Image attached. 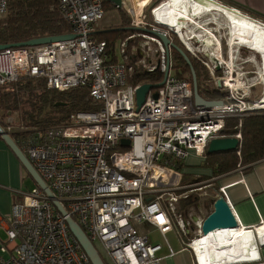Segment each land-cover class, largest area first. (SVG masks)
<instances>
[{
	"label": "built area",
	"instance_id": "2783aa9c",
	"mask_svg": "<svg viewBox=\"0 0 264 264\" xmlns=\"http://www.w3.org/2000/svg\"><path fill=\"white\" fill-rule=\"evenodd\" d=\"M9 1L0 0V16L6 13ZM168 1L151 9L153 21L144 10H129L130 25L140 32L121 42L123 59L116 62H110L106 41L92 34L104 17L102 0H58L70 26L67 34L75 35L72 39L0 51V87L31 77L44 79L53 90H89L96 109L76 111L68 122L30 128L14 119L15 112L8 111L4 121L9 126L4 128L12 135V126H17L19 133L12 135L15 142L111 264H162L164 247L170 256L175 255L168 233L174 231L181 238L186 233L182 203L190 197L181 163L190 151L202 156L213 137L225 136L220 134L226 118L264 110V93L251 99L255 82L249 81L238 57L231 53L224 57L222 43L220 51L212 45L214 51L208 53L216 63L205 65L215 87L224 94L213 100L223 103L210 107L194 104L192 81L171 71L172 46L167 48L147 31L166 33L173 42L177 37L191 55L199 57L194 38L187 40L176 26L158 18L157 11ZM130 40L135 41L131 51L137 67L159 70L165 80L161 87L150 90L141 107L136 90L143 83L127 81L132 71L125 57ZM197 41L199 47L204 43L203 39ZM233 136L241 140L240 130ZM125 140L129 144H123ZM220 191L227 198L226 186ZM194 224L189 246L198 264L236 262L218 263L202 255L196 246L206 237L203 218ZM144 226L158 231L161 242L152 240ZM0 229L6 234L1 239V251L6 255L0 257V264H92L66 217L37 184L12 204L8 214L0 215Z\"/></svg>",
	"mask_w": 264,
	"mask_h": 264
},
{
	"label": "trees",
	"instance_id": "16d2710c",
	"mask_svg": "<svg viewBox=\"0 0 264 264\" xmlns=\"http://www.w3.org/2000/svg\"><path fill=\"white\" fill-rule=\"evenodd\" d=\"M102 1L104 9H106L109 6L107 0ZM150 1L152 2L146 11L151 5L154 8L165 0ZM124 13L125 17L119 24L104 29L98 27L92 32L97 40L106 41L107 52L111 57L110 62L118 60L116 43L140 32L131 27L130 16L127 12ZM244 13L248 14L247 12ZM69 31L70 26L58 8V0H10L6 13L0 16V44L22 43L34 38L65 34ZM134 43V40H130L126 45V62L128 67L132 68L128 74V83L160 84L164 78L161 71H148L137 67L135 55L131 51ZM174 43L183 49L188 56L189 52L182 46L177 37L174 38ZM173 51H175V68L181 67L183 70L176 73L178 76L193 81L191 71L193 68L197 76L199 91L206 99H218L224 95L219 88L210 86L208 82L205 84L209 72L200 61L189 56L191 63H188L179 50L173 49ZM184 71H189V76H185ZM94 109L96 108L92 106L89 90L84 87L58 91L48 88L44 79L31 77H22L16 82L0 87V123L4 127L9 126L4 121L8 116L7 111H19L21 115L19 122L24 123L27 127L46 128L50 125L68 122L71 114L76 111ZM240 120L242 122L241 127H239ZM12 127L13 133H19L16 130V125ZM239 130L242 137L237 150L216 153H208L206 150L208 154V163L206 164L214 168L216 174L231 171L237 168L239 164L249 165L264 159V111L242 118H226V127L220 135L232 136ZM15 134L12 135L15 137ZM197 201L192 200L191 197L184 198L182 209L185 210Z\"/></svg>",
	"mask_w": 264,
	"mask_h": 264
},
{
	"label": "crops",
	"instance_id": "0c3cea01",
	"mask_svg": "<svg viewBox=\"0 0 264 264\" xmlns=\"http://www.w3.org/2000/svg\"><path fill=\"white\" fill-rule=\"evenodd\" d=\"M140 1V3H134L128 6L125 0V2H123V7L119 9L125 8V12L127 11V14H129V10L131 8L142 9L143 7H138L139 4H147V6L143 8L145 13H147L146 8L152 1ZM220 1L224 2V4L233 6L241 10H248L249 12H253L254 14L257 13L259 14L257 16L261 17L262 19L260 20L259 18H256L259 19L261 23L264 22V0ZM136 4H138V6ZM120 11L121 13H118L116 15V17L118 18L117 22L119 23L123 21L125 17L124 11ZM98 27L102 29L109 28L105 26L101 27L99 23L98 25H96L95 29H97ZM134 45L135 44H133V46ZM259 113L261 112L249 113L247 115H256ZM207 157V153L201 156L196 154L194 151H190L184 162L181 163V167H183L182 172L184 176V185L187 186L192 200L194 199V201H203L208 199L211 194H215V196L218 194L220 195L222 194V192L219 188H221L222 186H226L227 198L232 204L233 211L240 223L239 230H241V232H247V230L251 229H253L254 231H256L257 229L258 231L259 228H264V159L258 160L249 165L239 164L237 168L232 169L231 171L222 174H216L214 168L206 164L208 163ZM24 171L26 170H24L22 164L20 163L14 152L0 137V215L8 214L11 211L12 204L15 201L21 200L23 197V193L26 192L21 188L23 182L22 176ZM199 181H201V183H199ZM199 187H201V189H199ZM204 190L207 192V194L202 193V191L205 192ZM182 211H184V218L188 216L187 221L189 227H186V233L182 238L176 233V236H178L177 238H175L176 241L173 242L172 239H169L171 246L176 253L175 255L170 256L168 254V249L164 247L160 252V254L163 256L162 264H198L196 261L195 252L193 248L189 246V241L193 237V229L191 231L188 230L194 223V204L192 206L190 205L185 210L183 209ZM205 212L206 210H203L202 214L204 215ZM199 218L201 219V216ZM144 227L146 228L148 234H150L151 238V235L154 233L156 234V237L161 240L159 232L154 230L152 226ZM257 231L254 233L255 235H258ZM257 239L258 242H260L259 236L257 237ZM258 255H260L259 260H256L255 258L235 264H264V245H260L258 247Z\"/></svg>",
	"mask_w": 264,
	"mask_h": 264
},
{
	"label": "bare ground",
	"instance_id": "6f19581e",
	"mask_svg": "<svg viewBox=\"0 0 264 264\" xmlns=\"http://www.w3.org/2000/svg\"><path fill=\"white\" fill-rule=\"evenodd\" d=\"M123 2H125V0H123ZM146 5L147 4L141 6L144 8ZM143 8L135 11L140 13ZM212 15L215 16L213 20L214 23L212 24H218V26L222 27L219 23L222 17H224L222 20L227 23L226 29L228 31V41L232 56L235 47L238 45L256 50L262 55L261 79L264 81L263 23L213 0H169L157 11L158 18L163 19L164 23L168 25L176 26L178 33L187 40L190 39L185 36L184 32V30L187 29V25L190 23L196 24L203 16ZM217 15H219L220 19ZM209 25V22L202 21V23L199 22L197 25L198 27L196 26L195 28L196 30H202L200 33L207 34L201 37L205 45L208 47L211 45L217 46V50L220 51L222 48L220 39L216 34L210 32L211 29L208 27ZM182 27H184V30ZM194 37L197 36L195 35ZM217 54L220 56L219 52ZM241 84L242 82L240 81L239 85ZM257 233L258 235H255L252 231L241 232V230H235L234 232L232 231V237L226 238L224 233L218 231L200 240L196 248L200 253H203L202 255H207L210 260L213 259L218 263L252 260L258 257L257 237L259 236V239L264 241V228H259ZM201 259L204 260V258Z\"/></svg>",
	"mask_w": 264,
	"mask_h": 264
},
{
	"label": "water",
	"instance_id": "95a60500",
	"mask_svg": "<svg viewBox=\"0 0 264 264\" xmlns=\"http://www.w3.org/2000/svg\"><path fill=\"white\" fill-rule=\"evenodd\" d=\"M113 4H115L117 7L122 8L123 7V0H109ZM149 33L157 36L164 45L168 48L169 45L172 46L173 49L179 50L186 58L188 63H191L190 59L187 57V54L182 50L180 47H178L166 33L155 31V30H147ZM75 35L73 34H61V35H55V36H46V37H40V38H34L22 43H16V44H0V51L9 47H21V46H27V45H40L45 43H52V42H58V41H66L69 39L74 38ZM170 55V54H169ZM169 57V56H168ZM214 63H216V60H213ZM160 64H158V67ZM220 67H218L219 70ZM192 75H193V88H194V104L195 105H202L210 107L212 105L216 104H222V100H210L206 99L199 91L198 86V80L196 73L194 69L192 68ZM169 72V63L168 67L165 72V78L167 77ZM165 80H163L158 85H152V84H142L139 88L136 90V99H137V105L138 107H141L142 104L145 102L146 97L151 89L161 87L164 84ZM154 97H158V94L155 93ZM0 137L6 142V144L11 148V150L14 152L22 166L25 168V170L28 172V174L32 177L35 184L40 186L45 193L48 195V197L53 201L54 205L59 209V211L66 217V221L69 225V228L73 235L76 237V239L81 244L84 251L87 253L90 261L92 264H106L102 255L100 254L97 247L94 245V243L91 241L89 236L85 233V231L82 229V227L74 220V218L69 215L67 210L62 206L59 199H57L54 195V193L51 191V189L46 184L45 180L42 178V176L39 174V172L36 170L32 162L29 160V158L25 155L23 150L20 148V146L15 142L11 134L2 126L0 123ZM129 144V140H125L123 144ZM241 144L239 138L235 136H218L213 137L207 148L208 153H216V152H230L237 150L239 145ZM194 210L195 215L193 216L194 223L199 220V217L203 218V225H202V233L204 236L211 235V233H216L218 231H221V233H224L226 235V238L232 237V231L240 229V223L231 208L226 196L224 195H218V196H210L208 199L203 201H198L194 204ZM203 210H206L205 214L206 216H202ZM200 213L198 216L197 214ZM188 216L184 218V224L186 227H188ZM192 224L188 231H191L192 229H195V224ZM239 236V235H238ZM241 241V238H240ZM259 260V259H256ZM240 261H236L235 263H238Z\"/></svg>",
	"mask_w": 264,
	"mask_h": 264
},
{
	"label": "rangeland",
	"instance_id": "374dc122",
	"mask_svg": "<svg viewBox=\"0 0 264 264\" xmlns=\"http://www.w3.org/2000/svg\"><path fill=\"white\" fill-rule=\"evenodd\" d=\"M138 1V0H137ZM136 0H126V3H127V5L128 6H130V4H134V3H140L141 1L139 0L138 2H137ZM204 1V0H203ZM107 5H109L106 9H104V17H103V19H101L100 20V22H99V25L102 27V26H105V27H110V26H112V25H114V24H118L119 22H117L118 21V18L116 17V15L118 14V13H121V11L120 10H122V11H124L125 12V8H123V9H119V7H117L115 4H113L111 1H109V0H107ZM137 6H138V4H136ZM141 5L139 4V8H141L140 7ZM147 6V5H146ZM153 7V5H151L149 8H148V10H147V14H148V19L150 20V21H153V18H152V11H151V8ZM136 8V7H135ZM232 9V8H231ZM134 10H139V9H134ZM234 10V9H233ZM243 10V9H242ZM236 11V10H235ZM244 12H247L248 14H246V13H244V14H246L247 16H249V17H251V18H253V19H256V20H258L259 22H261L260 20L262 19L261 17H259V16H257L256 14H253V13H251V12H249L248 10H243ZM127 12V11H126ZM239 12V11H238ZM254 16V17H257V18H259V19H257V18H254V17H252V16ZM214 17L215 16H203V18L201 19V20H198L197 22L199 23V22H201L202 23V21L204 22V21H207V22H209V28L211 29V31L210 32H213V34H216L217 35V37L220 39V42L222 43V45H223V52H224V57L225 58H228V56H229V54H230V46H229V36H228V31H227V29H226V25H227V23L225 22V21H223L222 19L224 18V17H222L221 19L219 18V15H217V17L220 19V21H219V23L222 25V27H220V26H218V24H212V23H214ZM205 19V20H204ZM211 21V22H210ZM198 23H196V24H193V23H190V24H188L187 25V29H185L184 30V32H185V36L186 37H189V38H194L192 41H193V43H195V44H197V47H198V49L201 51V52H197L196 51V53L199 55V57H197V56H194L193 54V56L189 53L188 54V58H189V56L191 57H194V58H196V60H198V61H200L202 64H203V66H205L206 68H207V70H208V72H209V79H208V77H207V79H206V81H205V84H206V82H208V84H210V86H215V84H214V82H215V79L213 78V76H212V74H211V72L209 71V69H208V67L205 65V62H210L211 63V61H213V60H215L214 58H211V56H209V54L211 53V51H214L213 49H214V47L211 45L210 47H208V46H206L204 43L202 44V46L201 47H199V44H200V42L199 41H197V39H201V37L203 36V35H205L206 33H200V31H202V30H196V26L198 25ZM225 24V25H224ZM198 27V26H197ZM96 28V27H95ZM198 29V28H197ZM197 36V37H194V36ZM207 35V34H206ZM221 39H222V41H221ZM120 42H117L116 43V49H117V57L120 59V60H122L123 59V56H122V53H121V51H120ZM183 50V49H182ZM203 51V52H202ZM207 52V53H206ZM209 53V54H208ZM171 56L173 57L172 58V64L174 65V67L172 68V73H177L178 71L179 72H181V71H183L182 69H181V67H178V68H175V51H172V54H171ZM233 56H236V57H238L242 62H244V70L245 71H247V75H248V79H249V81H254L255 82V84H256V86L255 87H253V89H252V97H251V99H254V98H256V97H259V96H261L263 93H264V81L261 79V72H262V55L258 52V51H256V50H253V49H250V48H247V47H242V46H236L235 47V49H234V53H233ZM202 60V61H201ZM182 65V64H181ZM223 71L221 70V71H219L218 73H222ZM184 75L185 76H189V71H184ZM217 75V74H216ZM4 112V110L2 111V113ZM7 113H8V111H7ZM20 113H19V111H15V114H14V119L18 122L19 120H20ZM16 122V123H17ZM50 126H52V125H50ZM47 127H49V126H47ZM239 154V153H238ZM194 162H196V161H194ZM24 168V167H23ZM183 169V167L181 168V170ZM24 170H25V168H24ZM183 173V172H182ZM22 186H21V188L24 190V191H26V192H28V191H30L34 186H35V182H34V180L29 176V174L27 173V171H24L23 172V176H22ZM199 183H201V181H199ZM201 186V185H200ZM220 189V188H219ZM218 189V190H219ZM217 190V191H218ZM205 191V190H204ZM203 192V191H202ZM201 193V192H200ZM211 196H215V194H211ZM203 217L204 216H206V215H202ZM177 234L175 233V232H170L169 234H168V237H169V239H172L173 240V242L174 241H176V239L175 238H177L178 236H176ZM193 236H194V234H192ZM152 236V240L154 239V238H156V241H158V242H161L160 240H159V238H157L156 237V234H152L151 235ZM171 237V238H170ZM6 238V234H5V231H3V230H1L0 229V257H2V256H4V255H6V254H3V252L1 251V244H2V242H1V239L2 240H4ZM96 247L98 248V250H99V252H100V254L102 255V257H103V259H104V261H105V263L106 264H111L110 263V261H109V259L107 258V256H106V254H105V252L103 251V249L99 246V245H97L96 244Z\"/></svg>",
	"mask_w": 264,
	"mask_h": 264
},
{
	"label": "clouds",
	"instance_id": "9594fccd",
	"mask_svg": "<svg viewBox=\"0 0 264 264\" xmlns=\"http://www.w3.org/2000/svg\"><path fill=\"white\" fill-rule=\"evenodd\" d=\"M213 1H216V2H219V3H221L222 5H224V6H226V7H229V8H232V9H235V10H237V11H240V12H242L243 14H244V12L241 10V9H238V8H235V7H233V6H229V5H227V4H224V2H222V1H220V0H213ZM263 24H264V22H262ZM219 71V70H218ZM264 111V110H263ZM263 111H259V112H263ZM255 113H257V112H255ZM242 118V117H241ZM4 127V126H3ZM235 135V134H234ZM12 136V135H11ZM233 136V135H232ZM240 140V139H239ZM257 231V230H256ZM255 231V232H256ZM254 232V233H255ZM260 245H264V241H261L260 240V242H258L257 243V246L259 247ZM257 247V248H258ZM260 259V255H258V257H256V259Z\"/></svg>",
	"mask_w": 264,
	"mask_h": 264
},
{
	"label": "flooded vegetation",
	"instance_id": "af4514ba",
	"mask_svg": "<svg viewBox=\"0 0 264 264\" xmlns=\"http://www.w3.org/2000/svg\"><path fill=\"white\" fill-rule=\"evenodd\" d=\"M197 202H198V201H197ZM195 213H197V212H195ZM197 215L199 216V215H200V213H198Z\"/></svg>",
	"mask_w": 264,
	"mask_h": 264
}]
</instances>
